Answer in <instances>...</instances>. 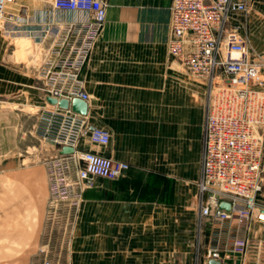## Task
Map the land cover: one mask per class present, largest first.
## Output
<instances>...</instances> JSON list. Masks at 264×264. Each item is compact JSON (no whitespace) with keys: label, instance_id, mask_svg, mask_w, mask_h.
Returning <instances> with one entry per match:
<instances>
[{"label":"crops","instance_id":"1","mask_svg":"<svg viewBox=\"0 0 264 264\" xmlns=\"http://www.w3.org/2000/svg\"><path fill=\"white\" fill-rule=\"evenodd\" d=\"M240 1L250 8L243 20L251 52L264 63V0ZM108 3L82 78L91 129L105 127L111 142L100 146L85 137L77 151L128 163L130 169L116 181L96 178L84 190L78 213L66 223L69 264H196L200 210L193 199L207 84L168 53L173 0ZM10 11L18 21L0 24V101L45 106L48 95L37 77L41 61L60 27L91 17L57 11L53 0H16ZM23 39L31 41L25 50L18 45ZM10 173V181L0 180V190L10 193L13 205L19 175Z\"/></svg>","mask_w":264,"mask_h":264},{"label":"built area","instance_id":"2","mask_svg":"<svg viewBox=\"0 0 264 264\" xmlns=\"http://www.w3.org/2000/svg\"><path fill=\"white\" fill-rule=\"evenodd\" d=\"M15 2L0 0V24L18 21L10 11ZM53 7L85 13L91 19L60 27L37 77L48 97L89 103L82 73L104 29L108 0H53ZM249 9L240 0H173L171 7L168 53L188 75L207 84L199 210L201 218L217 225L233 220L249 226L262 223L264 213L259 202L264 192V81L260 79L264 63L249 46L243 20ZM34 132L58 149V157L48 163L53 197L75 207L94 179L116 181L130 169L128 163L97 153H78L85 137L108 146L111 134L103 127L91 129L88 116L71 109L47 104L37 115ZM64 148L75 152L63 155ZM224 203L230 211L221 208ZM213 237L205 264H253L254 259V264H261L262 241L235 235L231 247L223 249L217 244L221 232Z\"/></svg>","mask_w":264,"mask_h":264},{"label":"rangeland","instance_id":"3","mask_svg":"<svg viewBox=\"0 0 264 264\" xmlns=\"http://www.w3.org/2000/svg\"><path fill=\"white\" fill-rule=\"evenodd\" d=\"M260 79L264 81V67ZM46 106L0 101V180L10 181V172L19 175L18 199L13 198L15 204H11L9 192L0 190V264H69L71 229L66 223L73 220L81 206L75 207L70 201L52 195L53 172L48 163L58 157V149L41 141L34 132L37 115ZM74 175L72 171L70 176L75 178ZM200 179L201 173L193 199L195 207H199L201 198ZM259 202L264 206V192ZM197 221L193 250L196 264L205 263L206 249L217 232H221L217 244L223 249L231 247L235 235L241 238L249 235L252 240L264 243V224L258 221L250 226L236 220L217 225L201 218L200 213ZM207 228H211L210 234L203 231ZM260 262L264 264V250Z\"/></svg>","mask_w":264,"mask_h":264},{"label":"water","instance_id":"4","mask_svg":"<svg viewBox=\"0 0 264 264\" xmlns=\"http://www.w3.org/2000/svg\"><path fill=\"white\" fill-rule=\"evenodd\" d=\"M47 102L49 105H52V106L59 105L60 108L65 109V110L71 109L74 113L79 114L81 116L87 117L89 115V104L80 99H74L72 101L62 100L59 102L56 99L48 97ZM74 152L75 151L72 148H64L62 151V154L71 155V154H74ZM221 208L227 211H230V206L228 204H225V203L222 204ZM210 264H220V263L212 262Z\"/></svg>","mask_w":264,"mask_h":264},{"label":"bare ground","instance_id":"5","mask_svg":"<svg viewBox=\"0 0 264 264\" xmlns=\"http://www.w3.org/2000/svg\"><path fill=\"white\" fill-rule=\"evenodd\" d=\"M30 44H31V41L23 39L22 41H20V43L18 45L21 47L22 50H25ZM260 220H261L262 224H264V213L262 214V217Z\"/></svg>","mask_w":264,"mask_h":264}]
</instances>
